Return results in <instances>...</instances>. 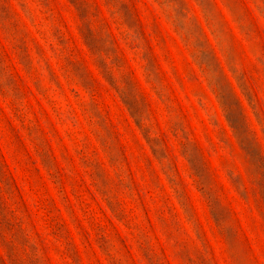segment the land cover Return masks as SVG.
<instances>
[{"label": "rangeland", "instance_id": "rangeland-1", "mask_svg": "<svg viewBox=\"0 0 264 264\" xmlns=\"http://www.w3.org/2000/svg\"><path fill=\"white\" fill-rule=\"evenodd\" d=\"M0 264H264V0H0Z\"/></svg>", "mask_w": 264, "mask_h": 264}]
</instances>
